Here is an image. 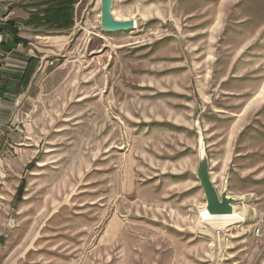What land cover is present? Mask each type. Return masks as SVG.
Instances as JSON below:
<instances>
[{
  "label": "rangeland",
  "instance_id": "rangeland-1",
  "mask_svg": "<svg viewBox=\"0 0 264 264\" xmlns=\"http://www.w3.org/2000/svg\"><path fill=\"white\" fill-rule=\"evenodd\" d=\"M226 1L111 0L137 21L111 31L78 0L0 143V264H264V37H235L250 0ZM198 127L241 221L201 217Z\"/></svg>",
  "mask_w": 264,
  "mask_h": 264
},
{
  "label": "crops",
  "instance_id": "crops-1",
  "mask_svg": "<svg viewBox=\"0 0 264 264\" xmlns=\"http://www.w3.org/2000/svg\"><path fill=\"white\" fill-rule=\"evenodd\" d=\"M104 1L108 6L109 0ZM232 1L237 6L242 0L224 3ZM259 2L250 0L244 8L250 12L232 20L237 25L248 23L235 26L234 36L243 37L244 42L250 41L249 46L264 37V0ZM258 5L263 6L261 11L257 9ZM77 6L78 0H0V134L5 133L4 138L0 137V143L3 142V146L12 132L13 102L28 90L40 69L42 58L38 53L44 48L56 52L67 45L74 31ZM221 20L224 19L218 15L206 18L210 22ZM132 21L137 24L136 20ZM251 23L255 26L252 24L251 27ZM226 90L232 93V89ZM262 91L254 100L261 97Z\"/></svg>",
  "mask_w": 264,
  "mask_h": 264
},
{
  "label": "water",
  "instance_id": "water-1",
  "mask_svg": "<svg viewBox=\"0 0 264 264\" xmlns=\"http://www.w3.org/2000/svg\"><path fill=\"white\" fill-rule=\"evenodd\" d=\"M102 3V23L106 30L118 31L134 28V22L132 20L120 22L115 21L112 18L110 13L111 0L107 3L104 0H101ZM107 7V8H106ZM197 132V147L196 153L198 157V163L196 168V178L199 181V187L202 189L205 197V209L209 214L218 215V214H227L234 209L235 199L230 196L225 186L222 192L219 194L215 185L212 182L210 173L208 170L209 162L208 155L204 146V138L199 130V127L196 130Z\"/></svg>",
  "mask_w": 264,
  "mask_h": 264
},
{
  "label": "bare ground",
  "instance_id": "bare-ground-1",
  "mask_svg": "<svg viewBox=\"0 0 264 264\" xmlns=\"http://www.w3.org/2000/svg\"><path fill=\"white\" fill-rule=\"evenodd\" d=\"M133 22H134V27H135L136 22L135 21ZM201 217L210 222L227 223V224L232 223L233 221L238 222V221L243 220V217L238 212H236L234 209L230 213H227V214L212 215V214H209L204 207L201 211Z\"/></svg>",
  "mask_w": 264,
  "mask_h": 264
},
{
  "label": "trees",
  "instance_id": "trees-1",
  "mask_svg": "<svg viewBox=\"0 0 264 264\" xmlns=\"http://www.w3.org/2000/svg\"><path fill=\"white\" fill-rule=\"evenodd\" d=\"M16 40L18 41V39H16ZM24 187H25V182H24V180H22L20 182V184L18 186V190H17L16 198H17L18 201L21 200V198H22V195H23V192H24Z\"/></svg>",
  "mask_w": 264,
  "mask_h": 264
}]
</instances>
